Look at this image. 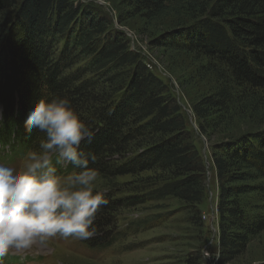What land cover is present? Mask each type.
<instances>
[{
	"label": "trees",
	"instance_id": "1",
	"mask_svg": "<svg viewBox=\"0 0 264 264\" xmlns=\"http://www.w3.org/2000/svg\"><path fill=\"white\" fill-rule=\"evenodd\" d=\"M125 3L131 16L156 18L172 11L192 17L191 25L154 42L203 57L217 75L219 88L192 108L201 134L216 118L234 112L235 91L244 101L264 91V0ZM102 11L91 0H0V159H21L38 149L43 134L23 129L34 102L69 98L94 132L80 150L95 155L89 166L98 170L109 201L98 210L97 234L81 241L106 249L126 237L115 232L120 211L176 199L201 231L184 264H203L201 245L209 232L203 231L198 206L205 196V162L170 86ZM226 141L209 148L219 220L216 250H206L211 257L217 253V264L235 263L264 233V127ZM53 163L57 175L78 171ZM126 176L138 186L124 195L110 188Z\"/></svg>",
	"mask_w": 264,
	"mask_h": 264
},
{
	"label": "rangeland",
	"instance_id": "2",
	"mask_svg": "<svg viewBox=\"0 0 264 264\" xmlns=\"http://www.w3.org/2000/svg\"><path fill=\"white\" fill-rule=\"evenodd\" d=\"M91 1L98 9L103 10L102 12L110 15L114 28L127 35L131 49L140 52L152 73L170 86L181 107L187 128L191 130L195 146L206 165L205 196L198 210L203 222V231L209 232V235L205 237L206 232L204 233L208 245L203 243L205 245L202 244L201 247L205 246L203 250L208 248L215 251L219 189L212 170L209 148L221 141L227 142L229 136L238 137L245 132H257L264 127V91L245 101L239 96V92L235 91L234 112L219 120L216 118L212 128L206 127V135L201 134L192 108L201 98L219 88L220 83H216L217 75L203 57L160 47L154 42H159L165 33L191 25L192 17L172 11L156 18L131 16L125 0ZM118 19L124 20L123 23L120 24ZM218 67L215 68L217 74H223V69ZM222 120L224 123L220 124ZM0 157L4 158L2 154ZM21 161L22 158L12 160L7 157L0 159V164L18 168ZM60 166L65 168L62 163ZM59 174L60 177L71 175L64 172ZM95 183V190L105 191L104 183L100 179ZM115 185L116 187L110 188L118 189L120 194L124 195L136 188L138 183L126 176L117 178ZM190 216L192 213L190 214L186 205L179 200L149 202L118 213L115 232L125 234L126 237L106 249H92L81 240L57 236L43 248L34 246L19 252L11 250L3 258V264H184L185 258L198 246L201 237L199 228L189 222ZM204 258L203 264H211L206 256ZM262 262L264 263V233L250 241L247 253L233 264Z\"/></svg>",
	"mask_w": 264,
	"mask_h": 264
},
{
	"label": "clouds",
	"instance_id": "3",
	"mask_svg": "<svg viewBox=\"0 0 264 264\" xmlns=\"http://www.w3.org/2000/svg\"><path fill=\"white\" fill-rule=\"evenodd\" d=\"M25 133L43 134L18 168L0 164V264L11 250L46 247L59 236L88 240L97 234L98 210L109 201L95 191L99 176L93 154L80 150L94 132L78 117L67 97L34 102L23 123ZM78 171L57 175L53 161Z\"/></svg>",
	"mask_w": 264,
	"mask_h": 264
},
{
	"label": "built area",
	"instance_id": "4",
	"mask_svg": "<svg viewBox=\"0 0 264 264\" xmlns=\"http://www.w3.org/2000/svg\"><path fill=\"white\" fill-rule=\"evenodd\" d=\"M204 257L206 256L211 264H217V253H215L214 257H211L209 252L206 250V248L203 250ZM212 258V259H211Z\"/></svg>",
	"mask_w": 264,
	"mask_h": 264
}]
</instances>
